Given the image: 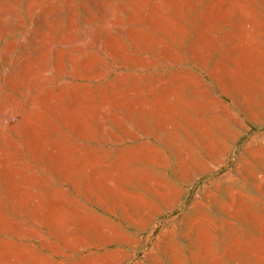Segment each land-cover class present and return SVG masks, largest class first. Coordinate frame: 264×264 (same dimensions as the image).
Wrapping results in <instances>:
<instances>
[{
	"label": "rangeland",
	"instance_id": "rangeland-1",
	"mask_svg": "<svg viewBox=\"0 0 264 264\" xmlns=\"http://www.w3.org/2000/svg\"><path fill=\"white\" fill-rule=\"evenodd\" d=\"M0 264H264V0H0Z\"/></svg>",
	"mask_w": 264,
	"mask_h": 264
}]
</instances>
